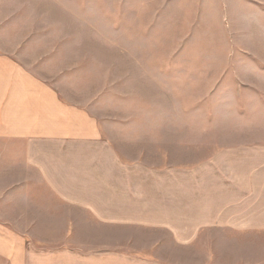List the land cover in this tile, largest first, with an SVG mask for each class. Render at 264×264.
Wrapping results in <instances>:
<instances>
[{
  "label": "rangeland",
  "instance_id": "rangeland-1",
  "mask_svg": "<svg viewBox=\"0 0 264 264\" xmlns=\"http://www.w3.org/2000/svg\"><path fill=\"white\" fill-rule=\"evenodd\" d=\"M0 56L25 68L27 91L88 115L123 162L197 170L213 207L187 217L183 231L202 223L191 236L159 226L174 218L71 237L40 204L34 235L0 154V264H66L51 249L84 243L121 244L76 252L107 264H264V219L243 228L241 212L248 159L264 156V0H0Z\"/></svg>",
  "mask_w": 264,
  "mask_h": 264
},
{
  "label": "crops",
  "instance_id": "crops-1",
  "mask_svg": "<svg viewBox=\"0 0 264 264\" xmlns=\"http://www.w3.org/2000/svg\"><path fill=\"white\" fill-rule=\"evenodd\" d=\"M44 90L45 96L27 91L25 68L11 57L0 56V145L3 147L0 154L10 156L7 171L15 181L6 192L18 196L17 218L23 219L27 213L20 204L31 206L33 227L40 228L34 235L43 230L36 214L40 204L50 210L48 219L66 221L71 237L94 236L104 229H109L110 235L116 228L120 235L123 226L137 227L147 220L175 221L174 218L178 219L177 223L159 226L177 228L175 235L196 234L202 223L191 224L192 230L186 232L180 229L185 227L184 221L191 215L196 221L197 213L213 210L212 203L204 200L212 188L196 181L197 170L191 173L185 169L169 170L168 166L155 169L123 162L110 143L99 137L101 134L95 127L90 129L88 115L76 111L74 117L75 111L62 105L58 107L51 91ZM75 118H81L78 120L81 124L73 122ZM260 158L264 160V156L254 161L248 159L253 168L247 175L243 167V228H257L264 219V177L261 176L264 165ZM201 196L203 202L196 200L195 197ZM64 209L73 210L72 215L70 211L63 213ZM69 234L60 232L64 236ZM99 247L102 246L88 247L84 243L51 250L53 253L66 251V264H107L109 254L83 256L76 252L122 249L121 244L113 248ZM34 264H44V261Z\"/></svg>",
  "mask_w": 264,
  "mask_h": 264
}]
</instances>
